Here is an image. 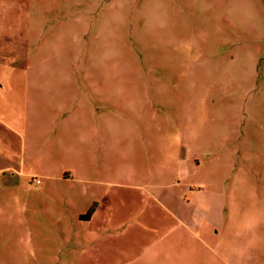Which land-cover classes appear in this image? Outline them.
Masks as SVG:
<instances>
[{
	"label": "rangeland",
	"instance_id": "1",
	"mask_svg": "<svg viewBox=\"0 0 264 264\" xmlns=\"http://www.w3.org/2000/svg\"><path fill=\"white\" fill-rule=\"evenodd\" d=\"M53 1L40 49L0 59L12 79L43 63L28 156L123 184L104 264H264V0ZM25 205L0 264H68L76 229L25 222Z\"/></svg>",
	"mask_w": 264,
	"mask_h": 264
},
{
	"label": "crops",
	"instance_id": "2",
	"mask_svg": "<svg viewBox=\"0 0 264 264\" xmlns=\"http://www.w3.org/2000/svg\"><path fill=\"white\" fill-rule=\"evenodd\" d=\"M43 1L0 0V58L11 50L25 53L40 49ZM48 1L49 5H55L53 0ZM27 61L19 64L25 63L22 75L18 71V76L12 79L10 62L0 59V227L10 225L14 204L22 199V204L26 203L21 211L23 221L27 222L29 213L31 216L35 212L42 226L76 229L64 237L68 245V264H104L107 255L101 253L100 245L106 238L101 229L117 228L123 221L121 211L115 207L117 200H121L123 184L106 181L96 162L90 173L76 175L64 170L59 163L44 159L36 147L30 149L28 156L27 111L33 109L35 117L42 115L44 87L41 81L43 63L28 66ZM62 119L66 123L64 127H69L74 120ZM31 123V127H37L35 120ZM88 158L96 159L92 153ZM21 193L34 195L27 210L28 202L21 198ZM3 236L0 235V256L5 257L11 254L12 242ZM259 236L264 237L263 227ZM200 241L198 236V243Z\"/></svg>",
	"mask_w": 264,
	"mask_h": 264
},
{
	"label": "built area",
	"instance_id": "3",
	"mask_svg": "<svg viewBox=\"0 0 264 264\" xmlns=\"http://www.w3.org/2000/svg\"><path fill=\"white\" fill-rule=\"evenodd\" d=\"M33 182H37V180H34Z\"/></svg>",
	"mask_w": 264,
	"mask_h": 264
}]
</instances>
